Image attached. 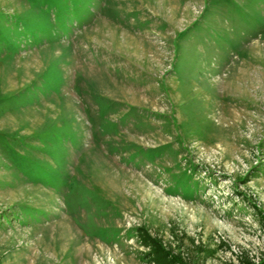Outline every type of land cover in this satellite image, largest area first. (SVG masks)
Returning a JSON list of instances; mask_svg holds the SVG:
<instances>
[{
  "label": "rangeland",
  "instance_id": "1",
  "mask_svg": "<svg viewBox=\"0 0 264 264\" xmlns=\"http://www.w3.org/2000/svg\"><path fill=\"white\" fill-rule=\"evenodd\" d=\"M0 264H264V0H0Z\"/></svg>",
  "mask_w": 264,
  "mask_h": 264
}]
</instances>
